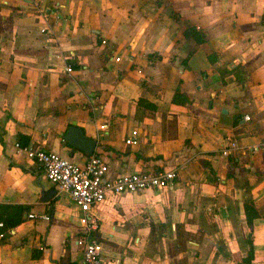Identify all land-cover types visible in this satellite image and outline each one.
Returning a JSON list of instances; mask_svg holds the SVG:
<instances>
[{"label":"crops","instance_id":"0c3cea01","mask_svg":"<svg viewBox=\"0 0 264 264\" xmlns=\"http://www.w3.org/2000/svg\"><path fill=\"white\" fill-rule=\"evenodd\" d=\"M71 125L110 174L174 184L85 215L15 147L83 163ZM226 135L240 149L222 156ZM0 205L17 221L0 264H83L81 237L102 264H264V0H0Z\"/></svg>","mask_w":264,"mask_h":264},{"label":"built area","instance_id":"2783aa9c","mask_svg":"<svg viewBox=\"0 0 264 264\" xmlns=\"http://www.w3.org/2000/svg\"><path fill=\"white\" fill-rule=\"evenodd\" d=\"M44 32V29L41 30ZM120 57L115 60L119 61ZM68 72L71 68L67 67ZM248 120V116H244ZM103 124L102 127H105ZM127 145H137L136 131L125 139ZM16 152L24 153L35 164L42 167L46 179L53 184L60 194L66 195L85 215L92 207L103 203L109 196L122 193H136L145 190H160L171 187L176 179V171H139L131 173L110 174L107 160L103 155L93 152L83 163H76L57 152L43 150L39 147H20L16 144ZM240 149L234 135H226L220 147V154L228 156ZM89 217V215H88ZM29 218L49 221L46 213H31ZM0 222V227H2ZM93 223L89 230H96ZM2 236V234H0ZM83 252V264H102L101 245L88 237L76 240Z\"/></svg>","mask_w":264,"mask_h":264},{"label":"water","instance_id":"95a60500","mask_svg":"<svg viewBox=\"0 0 264 264\" xmlns=\"http://www.w3.org/2000/svg\"><path fill=\"white\" fill-rule=\"evenodd\" d=\"M63 140L74 149L86 154H92L96 146V139L85 135L79 126L71 125L63 134Z\"/></svg>","mask_w":264,"mask_h":264},{"label":"trees","instance_id":"16d2710c","mask_svg":"<svg viewBox=\"0 0 264 264\" xmlns=\"http://www.w3.org/2000/svg\"><path fill=\"white\" fill-rule=\"evenodd\" d=\"M200 35V34H199ZM189 36V35H188ZM198 39H201L202 37H199L197 36ZM202 163L204 164V166L208 167L209 168V164L206 162V161H202ZM3 208H11V207H8L6 205H0V222H2L3 226L0 227V234L2 235H5L7 230L9 228H12L13 226H15V224L17 223V221H13V217L11 215H3ZM254 205L252 202H246L245 203V212H246V219H247V222L249 224H251L252 222V219L256 216V213L254 212ZM250 247H249V250H248V254L245 258V262H248L250 263L252 258H253V246H252V243L250 242L249 243ZM59 264H63L62 261L59 262Z\"/></svg>","mask_w":264,"mask_h":264}]
</instances>
